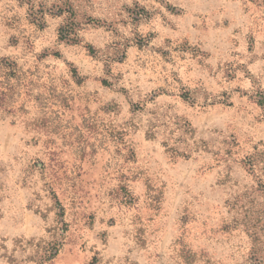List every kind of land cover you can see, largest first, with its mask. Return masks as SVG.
I'll return each instance as SVG.
<instances>
[{"label":"rangeland","instance_id":"1","mask_svg":"<svg viewBox=\"0 0 264 264\" xmlns=\"http://www.w3.org/2000/svg\"><path fill=\"white\" fill-rule=\"evenodd\" d=\"M0 264H264V5L0 0Z\"/></svg>","mask_w":264,"mask_h":264},{"label":"trees","instance_id":"2","mask_svg":"<svg viewBox=\"0 0 264 264\" xmlns=\"http://www.w3.org/2000/svg\"><path fill=\"white\" fill-rule=\"evenodd\" d=\"M254 1L260 2L261 4L264 5V0H254Z\"/></svg>","mask_w":264,"mask_h":264}]
</instances>
